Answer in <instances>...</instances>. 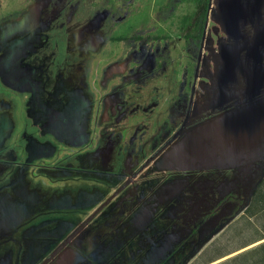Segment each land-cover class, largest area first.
<instances>
[{"label": "flooded vegetation", "instance_id": "flooded-vegetation-1", "mask_svg": "<svg viewBox=\"0 0 264 264\" xmlns=\"http://www.w3.org/2000/svg\"><path fill=\"white\" fill-rule=\"evenodd\" d=\"M61 2L49 0L48 8ZM210 9L211 0L197 49L186 42L197 11L186 19L193 21L187 49L200 52L196 76ZM63 14L46 23H66ZM49 32L13 40L0 56V264H179V245H196L212 210H225L224 200L209 208L211 147L193 140L212 136L211 115L180 142L183 125L174 114L164 118L163 95L138 103L125 85L123 97H96L74 79L79 66L52 68ZM140 37L131 40H147ZM150 51L139 50L130 79L162 70L163 52ZM128 62L114 60L110 70L120 73Z\"/></svg>", "mask_w": 264, "mask_h": 264}, {"label": "rangeland", "instance_id": "rangeland-1", "mask_svg": "<svg viewBox=\"0 0 264 264\" xmlns=\"http://www.w3.org/2000/svg\"><path fill=\"white\" fill-rule=\"evenodd\" d=\"M62 1L48 8L49 0H38L30 11L33 0H0V56L7 43L51 30L52 68L65 72L79 66L74 79L96 97H123L118 88L125 85L132 97L137 92L138 103L148 93L163 95L164 118L174 114L183 125L180 142L189 143L202 114L209 113L212 136L193 140L211 147L206 150L209 208H221L223 200L226 205L218 216L212 210L205 232L196 233V245H179V264H208L231 252L235 256L216 264H264V0H211L197 76L200 52L190 53L185 43L192 21L186 19L197 11V0H78L79 6ZM55 14H63L66 23H46ZM141 35L147 40H131ZM121 37L128 40L119 42ZM111 39L116 42H105ZM147 48L163 52L162 70L130 79L138 70L139 50ZM114 60L129 61L126 70L113 73ZM179 127L171 128L170 136Z\"/></svg>", "mask_w": 264, "mask_h": 264}, {"label": "trees", "instance_id": "trees-1", "mask_svg": "<svg viewBox=\"0 0 264 264\" xmlns=\"http://www.w3.org/2000/svg\"><path fill=\"white\" fill-rule=\"evenodd\" d=\"M199 9L195 15V26L192 32L186 34V42L188 47H195L196 49L200 47L202 33L204 31L205 22L208 14L210 0H197ZM124 38V37H123ZM121 37L120 40H123Z\"/></svg>", "mask_w": 264, "mask_h": 264}, {"label": "crops", "instance_id": "crops-1", "mask_svg": "<svg viewBox=\"0 0 264 264\" xmlns=\"http://www.w3.org/2000/svg\"><path fill=\"white\" fill-rule=\"evenodd\" d=\"M231 256H235V252L228 253L225 256H222L220 258H217L216 260H214V261H212V262H210L208 264H216V263L222 262L225 258H228L229 259V258H231Z\"/></svg>", "mask_w": 264, "mask_h": 264}]
</instances>
